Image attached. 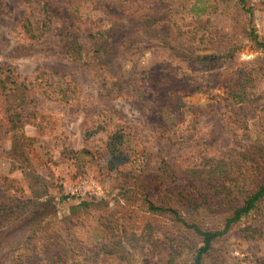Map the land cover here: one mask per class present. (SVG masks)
<instances>
[{
    "label": "trees",
    "instance_id": "16d2710c",
    "mask_svg": "<svg viewBox=\"0 0 264 264\" xmlns=\"http://www.w3.org/2000/svg\"><path fill=\"white\" fill-rule=\"evenodd\" d=\"M22 1L29 7V13L17 21L24 38L36 42L43 32L50 30L55 19L63 20L65 26L54 29L59 52L85 68L106 71L115 79L116 86L126 78L124 84L133 87V98L153 103L158 137L176 148V152L184 148L177 123L186 104L184 96L200 91V85L189 82L173 67L159 68L153 75L146 74L140 79L132 67L126 75L117 66L114 54L136 57L154 46L177 62L189 60L193 68L198 66V71H208L216 59L232 55L235 49V45L219 47L212 42V38L217 41L219 38L211 30L209 20L202 22L201 15L196 14H191L189 21L155 16L139 7L136 0ZM237 7L249 12L245 0H237ZM217 8L218 1L214 0L212 11ZM3 14L0 1V17ZM84 16L90 25L85 29L88 47L74 31L78 29L76 22ZM118 23L125 28L124 23L137 27L124 33L113 52L109 38ZM140 29L145 33H139ZM258 46L264 50L263 43L258 42ZM209 47L217 49L216 53H205ZM256 65L255 70L243 66L223 81L227 106L223 122L227 130L240 138L257 129V137L251 140L253 145L242 144L244 149H231L221 157L209 158L199 149L191 154L167 152L159 157L153 169L134 139L129 140V135L119 129L111 130L98 157L86 148L71 153L76 157L89 156L94 163H100L102 171L117 180L116 193L111 199L80 200L60 216L58 210L51 209L37 213L40 207L50 204L41 197L40 189L43 186L45 193L47 187L39 176L33 172L24 174L27 182L24 187L19 180L0 174V264H127L130 260L140 264H226L224 257L214 254L218 243L224 242L229 233L253 240L262 230L258 219L247 226H238L258 209L264 198V105L254 122L234 110L260 98L254 90L264 66L258 62ZM122 90L113 94L120 95ZM78 92L76 82L44 66L31 76H20L13 69L0 66L2 152H7L14 162L28 165L33 139L23 133V127L35 122L36 112L31 109L35 99L71 104ZM6 138L11 144L10 151L3 149ZM178 167L184 168L190 182L179 183ZM110 200L125 205L126 214L119 216L118 211L113 212ZM77 225L91 227V231L100 234V239L87 246L74 231ZM50 248L54 251L50 252ZM159 250L166 252L163 262ZM234 264H264V257L250 254Z\"/></svg>",
    "mask_w": 264,
    "mask_h": 264
},
{
    "label": "rangeland",
    "instance_id": "374dc122",
    "mask_svg": "<svg viewBox=\"0 0 264 264\" xmlns=\"http://www.w3.org/2000/svg\"><path fill=\"white\" fill-rule=\"evenodd\" d=\"M0 1L4 11L0 17V66L11 68L20 76H31L39 67L44 66L63 73L79 86L78 95L71 104L52 99H35L31 106L32 111L36 112L35 122L23 127V133L33 139L28 165L14 162L7 152L3 153L0 149V174L17 179L20 185L26 187L24 174L33 172L41 178L42 185L47 187V192L43 193L42 186L40 193L42 199H47L50 204L40 207L38 214L51 209L58 210L57 215L60 216L68 206L80 200L113 197L117 190V180L107 176L102 171V165L91 161L89 156L76 157L71 153L86 148L98 157L111 130L119 129L129 135V140L134 139L135 144L144 152L145 158L150 160V167L153 169L157 166L155 164L159 157L167 152L171 155L191 154L199 149L207 158L210 155L221 157L231 149H244L242 144L251 145V140L257 137V129L254 128L253 133L244 134L240 138L227 130L223 122L227 111L223 81L230 73L242 69L243 66L250 70L258 67L257 62L264 66V50L258 46V42L264 44V0H245V8L249 12H243L237 7V0H217L218 8L215 12L212 11L214 0H136L143 10L159 17L166 15L173 20L184 18L189 21L191 14L201 15L202 22L209 20L211 30L219 38L218 41L212 38V42L218 43L219 47L235 45L232 55L216 59L208 71H198V66L193 68L189 60L177 62L154 46L147 47L136 57L114 54L117 66L126 75L130 74L132 67H135L134 72L139 79L146 74L153 75L159 68L173 67L183 73L189 82L200 85V91L184 96L186 104L180 115L181 121L177 123L178 132L184 140V148L178 152L158 137L153 103L150 100L133 98V87L124 84L126 78L120 86H116L115 79L106 71L85 68L59 52L54 29L65 26L63 20L55 19L50 30L43 32L38 41L30 42L17 28V21L29 13L28 5L22 0ZM87 19L84 16L77 21L78 29L74 30L85 47H88L85 29L90 26ZM125 25L127 28L118 23L110 33L109 42L113 52L124 33L137 27L133 24L124 23ZM139 33L144 34L145 30L140 29ZM191 45L195 47L193 42ZM203 45L200 44L201 47ZM216 51L214 47H209L205 53ZM118 89H123L120 95L113 94ZM254 92L260 97L258 101L234 107L235 111L244 113L252 122L257 119L259 110L264 105V70L256 81ZM198 143L202 145L195 147ZM10 147V141L6 138L3 149L10 151ZM176 171L179 183L191 181L184 168L178 167ZM63 196L68 197L62 200ZM110 204L113 212L118 211L119 216H124L128 211L125 205L116 204L114 200H110ZM145 217L153 216L145 214ZM255 219L261 222L260 236L253 240H243L229 233L224 242L216 245L214 254L224 257L226 264H234L236 260L250 254L264 257V198L258 209L240 221L238 226H247L256 221ZM74 231L89 247V242L100 239V234L91 231V227L86 229V225H77ZM49 250L54 251L52 248ZM158 252L159 259L164 260L166 252ZM150 256L155 258L153 254ZM127 264L140 262L130 260Z\"/></svg>",
    "mask_w": 264,
    "mask_h": 264
}]
</instances>
